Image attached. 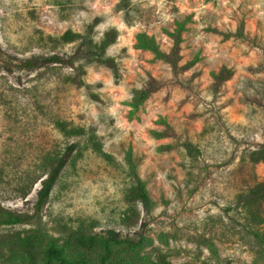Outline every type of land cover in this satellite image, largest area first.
Segmentation results:
<instances>
[{"label": "rangeland", "instance_id": "374dc122", "mask_svg": "<svg viewBox=\"0 0 264 264\" xmlns=\"http://www.w3.org/2000/svg\"><path fill=\"white\" fill-rule=\"evenodd\" d=\"M67 30L79 37L63 40ZM175 34L173 67L158 52L171 55ZM50 55L72 63L21 66ZM263 146L264 0H0V207L26 218L0 223L5 252L24 233L82 229L141 235L173 264H264L252 234L264 221L250 215L264 219V202L245 201L264 178L249 152ZM132 168L148 210L125 198Z\"/></svg>", "mask_w": 264, "mask_h": 264}, {"label": "trees", "instance_id": "16d2710c", "mask_svg": "<svg viewBox=\"0 0 264 264\" xmlns=\"http://www.w3.org/2000/svg\"><path fill=\"white\" fill-rule=\"evenodd\" d=\"M111 33L107 39L101 42V45H105V41L110 39ZM61 37L63 40L69 41L79 37V34L67 30ZM142 40L143 44L151 47V49H156L145 36ZM178 44L179 35L175 34V42L171 55H164L158 52V54L163 56L173 67H175V60L178 58ZM55 62L62 64L72 63L70 58L50 55L44 58L33 57L27 59L21 63V66L33 68L37 64ZM225 71L222 69L215 76L216 85L229 77V70L226 69ZM156 88L157 86L150 84L140 89L137 92V101L140 102L145 99L149 93ZM61 125L62 129H65L64 125ZM76 130L80 131L81 129ZM92 143L96 149L100 150V146L96 141L93 140ZM186 145L189 151H192V149L198 151L191 143H186ZM76 147L77 144L75 142L67 144L61 154L51 160L47 176L42 180L41 188L38 191V205H42L44 202L59 172L70 159ZM249 156L252 161L264 162V146L250 151ZM132 174L134 182L127 189L125 198L130 204L139 201L145 210H148L150 208V198L145 189L144 182L138 177L134 168H132ZM245 197V201L250 207L264 202V178L254 183ZM135 213L136 211L132 207L128 213V217L131 218V221L137 216ZM250 215L252 219H256L257 222L264 221V219L259 216L258 210L252 211L250 209ZM25 219L24 216L10 209L0 207V223L12 224L23 222ZM252 234L258 244L264 245V228L260 231L254 230ZM149 243V239L141 235L121 236L117 234L89 233L82 229H76L59 241L54 238L45 239L35 234L24 233L23 235H19L12 243L8 244L7 253L4 251L6 242L2 236H0V264H173L164 251L159 250L150 253L146 249ZM178 264L193 263L186 261Z\"/></svg>", "mask_w": 264, "mask_h": 264}]
</instances>
